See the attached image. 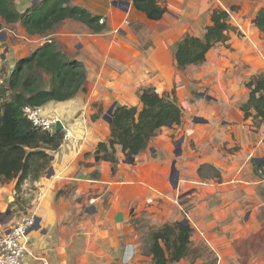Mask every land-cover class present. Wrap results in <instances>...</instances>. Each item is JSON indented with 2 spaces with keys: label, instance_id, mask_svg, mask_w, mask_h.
I'll return each instance as SVG.
<instances>
[{
  "label": "crops",
  "instance_id": "0c3cea01",
  "mask_svg": "<svg viewBox=\"0 0 264 264\" xmlns=\"http://www.w3.org/2000/svg\"><path fill=\"white\" fill-rule=\"evenodd\" d=\"M39 1L10 0L19 12ZM159 1L167 11L155 21L132 0L121 8L113 0H74L112 24L113 16L140 17L145 24L142 31L129 25L121 38L108 37L105 50L93 47L99 66L86 63V91L40 107L45 116L57 115L71 137L49 151L46 172L25 180L17 194L27 214L36 216L23 264H42L40 258L50 264H152L148 234L185 219L193 228L190 250L172 264H264V183L257 168L264 163V121L253 108L249 116L242 109L251 93L246 83L264 74V32L257 26L264 0ZM215 8L227 10L245 35L231 32L230 47L219 43L208 52L202 67L214 66L211 71L185 77L175 45L188 34L203 37ZM0 23V63L12 65L47 40L28 34L20 22ZM61 24L50 37L73 54L83 41ZM174 84L181 124L162 128L133 163L120 145L115 170L97 158V145L110 138L103 116L112 104L141 107L142 88L162 91ZM15 183L0 184V205Z\"/></svg>",
  "mask_w": 264,
  "mask_h": 264
},
{
  "label": "trees",
  "instance_id": "16d2710c",
  "mask_svg": "<svg viewBox=\"0 0 264 264\" xmlns=\"http://www.w3.org/2000/svg\"><path fill=\"white\" fill-rule=\"evenodd\" d=\"M132 3L148 19L155 21L162 19L167 11L159 0H132ZM0 18L6 23L20 22L30 35L47 37L41 46L17 62L8 86L0 87V183L15 181V190L20 191L25 180L39 179L46 172L51 160L49 151L57 150L65 135L63 130H44L33 124L23 108L65 101L86 91L84 62L68 59L50 34L66 20L80 22L94 33L102 32L106 22L101 23L102 16L73 4L72 0H40L22 12L10 0H0ZM257 26L264 32L263 10L258 13ZM2 28L0 23V30ZM231 32L240 34L230 23L229 12L219 8L212 10L211 25L203 37L188 34L175 45L178 69L204 63L208 52L216 44L226 43ZM38 71L50 75L49 87L42 86ZM246 85L251 93L242 109L249 116L253 108L254 117L264 121V74L251 78ZM140 91L141 107L118 105L110 121V138L96 147L97 158L112 162L113 170L118 163L116 145L121 146L126 156H133L144 151L162 128H173L182 122V109L175 97L169 98L154 86ZM192 232L190 224L181 222L166 223L151 230L146 252L152 255V264L180 261L190 250Z\"/></svg>",
  "mask_w": 264,
  "mask_h": 264
},
{
  "label": "rangeland",
  "instance_id": "374dc122",
  "mask_svg": "<svg viewBox=\"0 0 264 264\" xmlns=\"http://www.w3.org/2000/svg\"><path fill=\"white\" fill-rule=\"evenodd\" d=\"M72 1H73L72 3L74 4V0H72ZM122 6H125V5H122ZM118 7H120V6H118ZM103 18L105 19L106 27L100 33H94L90 29H88L84 24L77 22V21H73V20H67L68 23L66 22L64 24H61L60 27L62 29L70 28V30H72V32L77 33V35H79L78 38H80L79 40L80 41L82 40L83 43L79 42V43H77V46L75 48L71 49V51L74 52L73 54H69L70 52L67 50L68 47L65 44L58 46L59 49L61 51H63L65 56H67L70 59H75V57H76V58H79L80 60L83 59L84 60L83 62L85 63V65L87 62L91 63L92 68L94 70V68L99 66V64H98L99 59H98V57H96L95 52L93 51V47H97V48L99 47L100 49L105 50L106 44H108L107 43L108 37H117L118 39L121 38V36H120L121 31L124 30L125 28H127L129 25H130L129 27H134L136 30L142 31V29L144 28L142 26H143V24H145L144 23L145 20L141 19L140 17L139 18L137 17V18L131 20L130 18H125V16H118V17L113 16L112 18L115 21V24H112L109 21L110 20L109 18H106L104 16H103ZM131 23H133V24L131 25ZM146 30L147 29L145 28L144 31H146ZM242 35H245V34L242 33ZM242 35L239 37H242ZM263 37H264V34H263ZM42 41L43 40H41L38 43V45H40V43ZM64 42H66V40H63V43ZM226 43H222V44H225V46L230 47L229 44H226ZM34 46H36V42H35ZM70 55H73V56L75 55V56L71 57ZM79 56H82V57H79ZM18 61L13 62L12 65H10V63H8V65H7L6 62L0 63V87H7L8 86V80H9L10 73L13 71V69L15 68ZM208 61L210 63H214L216 61V60H214V55H211L209 57ZM202 64L190 65V66L186 67L184 70H179V73H181L185 77H187V76H190L193 71H195L194 72L195 74H201V73L204 74V73L211 71L214 68V66H211L210 68L206 69V68L202 67L203 66ZM102 74H104V73H102ZM37 75L41 78L43 87L47 88L50 86V75L49 74H47L43 71H38ZM92 81H93V79H92ZM93 82H91V85L96 84L95 81H93ZM174 83H175V81H174ZM149 87H152V86H149ZM144 88H146V87H144ZM176 88H177V86L174 84V85L170 86L169 90L162 89L161 92L164 94H168L169 98L173 99L175 97L178 100V97H177L178 91ZM178 103H180V102L178 101ZM124 106H126V105H124ZM180 107H181V109H183L181 105H180ZM107 111L108 110H106V112L103 116L104 119H106V120H108V116H109ZM182 113H183V111H182ZM51 116H53V115H51ZM111 119H112V115H111ZM110 121H109V123H110ZM11 183H15V182L14 181L2 182L0 184L1 185H10ZM176 184H177V182H175V185ZM13 189L14 190L11 193H9L5 196V198L2 200V204L0 205V223L1 224L9 223L12 219L15 218V216H17V217L19 216V219L16 222L14 221L15 223H12V226L17 224L18 221L20 220V218H23L24 216L28 215L27 211H26L27 202L25 201V199H22V197H21L22 195H17L21 190L15 191V184H14ZM9 195L11 196V198L8 197ZM148 237H149V234L146 238L148 239ZM143 241H144V238L142 239V243H143Z\"/></svg>",
  "mask_w": 264,
  "mask_h": 264
},
{
  "label": "built area",
  "instance_id": "2783aa9c",
  "mask_svg": "<svg viewBox=\"0 0 264 264\" xmlns=\"http://www.w3.org/2000/svg\"><path fill=\"white\" fill-rule=\"evenodd\" d=\"M101 23L105 19L101 18ZM26 117L33 122V124L41 127L44 130H53L55 125L61 119L56 116H45L41 113L40 107L25 106L23 108ZM64 124V123H63ZM64 137H71L69 129L64 125L62 128ZM261 180L264 183V163L258 169ZM36 224L35 215H26L21 218L17 224L4 228L0 223V264H23L25 258L29 255V232ZM42 264H50L46 258H40ZM126 264H132L126 262Z\"/></svg>",
  "mask_w": 264,
  "mask_h": 264
},
{
  "label": "water",
  "instance_id": "95a60500",
  "mask_svg": "<svg viewBox=\"0 0 264 264\" xmlns=\"http://www.w3.org/2000/svg\"><path fill=\"white\" fill-rule=\"evenodd\" d=\"M36 1H39V0H36ZM113 4H114V5L122 6V5H129L130 2H129V1H125V0H113ZM116 107H117V104L114 103V104H112V106L108 109V111H107V113H108V115H109V116H108V121L111 120V115H112V113H113V110H114ZM63 127H64L63 122H62V121H58V122L56 123V125H55V130H62ZM179 144H180V142L178 143V145H179ZM134 160H135V158H134V156H132V157H129V158L127 159V162L133 163ZM181 223H182V224H187V220L185 219V220H183Z\"/></svg>",
  "mask_w": 264,
  "mask_h": 264
}]
</instances>
